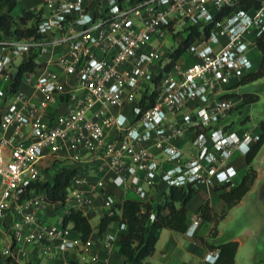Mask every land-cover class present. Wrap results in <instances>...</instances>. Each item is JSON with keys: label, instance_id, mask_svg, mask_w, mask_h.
<instances>
[{"label": "built area", "instance_id": "2783aa9c", "mask_svg": "<svg viewBox=\"0 0 264 264\" xmlns=\"http://www.w3.org/2000/svg\"><path fill=\"white\" fill-rule=\"evenodd\" d=\"M44 2L28 21L34 33L0 36V73L10 80L0 87V225L10 215L0 251L18 261L12 243L31 242L46 257L78 249L72 264H92L91 239L76 235L63 216L87 214L91 188L103 194L108 215L120 214L123 199L104 191L102 179L91 183V173L111 171L113 183L130 186L139 201L158 181L195 189L235 183V156L249 151L260 130L234 128L226 118L242 100L240 80L254 69L264 0L249 7L239 0ZM192 28L198 35L174 56ZM29 55L38 65L20 82L33 91H11V75ZM66 148L83 166L57 200L59 222L38 221V210L56 202L32 185L44 179L41 160L58 159ZM199 221L192 217L185 233L194 235ZM125 228L118 221L119 232ZM115 238L103 234L108 250ZM217 256V248L204 255L210 263Z\"/></svg>", "mask_w": 264, "mask_h": 264}, {"label": "trees", "instance_id": "16d2710c", "mask_svg": "<svg viewBox=\"0 0 264 264\" xmlns=\"http://www.w3.org/2000/svg\"><path fill=\"white\" fill-rule=\"evenodd\" d=\"M138 1V0H131ZM260 0H239V7H249L259 3ZM18 0H0V9L5 10L0 13V36L13 34L16 37L27 36L35 31L34 25H28V21L37 15L29 8H23L19 14L14 15L11 10ZM224 11H227L224 10ZM199 31L192 28V31L176 47L174 56L185 49L190 40L198 35ZM256 47L260 52L259 64L251 72L247 73L240 80L241 82L255 79L264 75V30L256 38ZM36 63L31 55L23 59L17 65L11 75V88L15 90L20 84V78L24 71L32 70ZM258 98L256 93H243L239 104L240 110ZM239 109V108H238ZM260 130V137L251 145L249 151L244 155L246 164L242 177L232 185L219 184L214 188L218 191L225 204L220 211L214 210L209 201L200 204L201 216L212 223L208 237L217 235V223L223 218L228 209L237 203L242 196L251 188L255 178L256 170L252 166V160L264 143V116L257 124ZM76 166H60L51 179H41L32 185L35 190H45L51 201L62 200L66 194V188L73 174L78 171ZM195 188L188 186H168L161 202L153 203L151 200L139 201L137 199L125 198L120 204V214L108 215L106 212L100 217L99 230H104L112 220L122 221L126 228L120 233L118 249L124 255V259L119 264H142L144 258L151 254L155 248L156 240L163 227H169L176 231H185L187 222V202L195 192ZM155 211V217L150 220V211ZM72 222L73 228L79 232L81 238L85 240L91 232V224L86 214L80 210L71 209L63 216V223ZM203 243L210 248L218 249V256L212 264H234V257L238 247L236 239H229L219 242L209 241L202 237ZM72 264V261L70 260ZM5 264H15L7 257Z\"/></svg>", "mask_w": 264, "mask_h": 264}, {"label": "crops", "instance_id": "0c3cea01", "mask_svg": "<svg viewBox=\"0 0 264 264\" xmlns=\"http://www.w3.org/2000/svg\"><path fill=\"white\" fill-rule=\"evenodd\" d=\"M42 1L43 0H25L23 6H20L17 11L14 10V6L11 12L14 15H17L23 8H32V3H39ZM4 10L5 7H2L0 9V13ZM9 82V78H7L4 73H0V87L8 85ZM18 87L27 93L33 91V86L27 82H20ZM172 141L178 146H186L185 141L181 138H175ZM55 160H57V162ZM234 162L240 169L242 164H245L244 155L237 154ZM60 166H76L80 169L83 165L74 158L73 151L66 148L63 156L58 159H55V157L50 155H45L42 158L41 167L43 171V178L50 180L53 172ZM44 169L49 170L50 172L44 174ZM239 169L237 175L239 173ZM89 178L91 183H94L99 178L102 179L104 191L110 192L118 199H137L136 194L130 186H118L113 183L111 171H98L91 173ZM79 188L85 187L84 185H79ZM167 189L168 186L164 182L158 181L155 187L150 190V194L146 200H151L153 203L161 202ZM88 190L92 195V204L86 214L91 224V232L88 237L92 241V249L98 255L97 260L92 264H119L124 259V255L119 252L118 249V240L121 233V231L119 232L118 230V220H112L104 230L100 231V217L106 212V208L103 205V194L96 188ZM206 200L209 201V204L216 211L222 209L225 204L224 200L221 198L218 191L215 190L214 186H201L197 188L186 204L188 224L190 223L192 217L200 216L199 225L195 234L190 236L187 235L185 231H176L169 227L161 228L153 252L144 258L142 264H212L205 259L204 255L207 251L213 248L206 246L202 241V237L211 241L208 235L212 223L201 216L199 209L200 204ZM62 215L63 205L60 201H56L53 205L41 207L37 212V220L54 223L59 222ZM9 218L10 215L6 214L0 225V233L2 236L0 247L5 242H9L7 234ZM69 224L72 225V222H69ZM106 232L114 233L116 235L115 240L112 242L111 249L109 250L104 246L103 242V234ZM73 234H75V232ZM78 234L79 232L76 231V235ZM12 245L14 252L18 257V261L13 260L15 264H63L66 259L73 260L78 254V249H73L70 251H57L53 257H46L40 253L38 245L34 243L20 242L12 243ZM20 250H24L25 252L20 253ZM6 258L7 257H4L0 251V264H5Z\"/></svg>", "mask_w": 264, "mask_h": 264}, {"label": "rangeland", "instance_id": "374dc122", "mask_svg": "<svg viewBox=\"0 0 264 264\" xmlns=\"http://www.w3.org/2000/svg\"><path fill=\"white\" fill-rule=\"evenodd\" d=\"M24 2L25 0H19L14 10L17 11ZM46 7L43 0L39 3H32V8L29 9L37 11L45 10ZM251 56L253 67L256 68L259 64L260 52L256 49L252 50ZM235 92L238 94L256 93L258 98L247 103L242 110L240 107L232 110L226 121L232 122L234 128L257 126L258 121L264 116V75L239 83ZM55 161L57 162V160ZM252 166L256 170V178L251 188L218 221L217 235L209 237L213 242L238 240L235 264H264V193L261 189L262 179H264L262 177L264 174V143L252 160ZM245 169L246 165L242 164L236 181L242 177ZM48 172L50 171L44 169V174Z\"/></svg>", "mask_w": 264, "mask_h": 264}, {"label": "water", "instance_id": "95a60500", "mask_svg": "<svg viewBox=\"0 0 264 264\" xmlns=\"http://www.w3.org/2000/svg\"><path fill=\"white\" fill-rule=\"evenodd\" d=\"M262 177H264V174L262 175ZM262 180H263V182H262V185H261V189L263 190V193H264V179H262Z\"/></svg>", "mask_w": 264, "mask_h": 264}]
</instances>
